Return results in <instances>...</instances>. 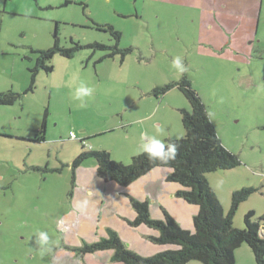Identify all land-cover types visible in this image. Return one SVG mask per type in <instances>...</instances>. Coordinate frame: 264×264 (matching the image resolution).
<instances>
[{"label":"rangeland","instance_id":"obj_1","mask_svg":"<svg viewBox=\"0 0 264 264\" xmlns=\"http://www.w3.org/2000/svg\"><path fill=\"white\" fill-rule=\"evenodd\" d=\"M111 31L120 34L118 48L129 50L124 57L108 56L116 45ZM57 39L62 48L80 47L73 58L57 53L46 62L51 72H35L39 50ZM175 57L183 73L173 67ZM184 77L240 160L207 174L225 212L233 191L256 189L234 216V227L244 228L248 212L264 215V0H0V94L16 95L13 105L0 104V264H122L111 260L112 251H81L106 237L107 228L141 256L167 248L149 241L153 229L118 220L103 199L108 182L96 177L101 188L88 180L95 190L88 195L83 179L96 169L93 157L75 170L71 164L81 139L82 150H105L128 165L143 153L141 132L164 142L183 137L186 97L176 86L153 92ZM81 82L94 89L84 107L73 99ZM151 185L150 202L169 206L166 188ZM41 231L47 244L39 242ZM235 264H256L246 244L235 250Z\"/></svg>","mask_w":264,"mask_h":264},{"label":"trees","instance_id":"obj_2","mask_svg":"<svg viewBox=\"0 0 264 264\" xmlns=\"http://www.w3.org/2000/svg\"><path fill=\"white\" fill-rule=\"evenodd\" d=\"M111 33L114 35L116 45L111 47L113 51L108 56L121 54L124 57L129 50L119 49L120 34L114 31ZM59 44L57 39L53 47L39 50L35 72L39 69L51 72L53 67L46 62H49L57 53L73 58L80 47L62 48ZM94 46L107 49L99 44ZM32 80H34L33 77ZM175 86L182 91L191 106L190 111L186 109L180 111L185 135L180 139L165 140L166 144L172 143L177 146L175 159L168 164H162L159 160L149 159L143 152L133 156L131 163L126 165L113 161L105 150H82L85 141L81 139L82 149L71 167L75 170L86 159L93 157L96 160V173L100 180L125 187L154 168H169L167 180L181 186L176 193L177 197L188 204L198 206L199 211L192 217L193 229H183L180 223L167 212H164L163 219H154L149 214L147 201H139L128 196L135 213L134 219L127 221L129 226L144 225L153 229L156 234L148 236L149 241L155 245H166L167 248L154 255L141 256L128 248L115 230L107 228L106 237L85 244L81 251L85 254L112 251L111 260L122 264H188L193 260L202 264H235V250L241 244H246L252 250L256 264H264V215L255 219V212L250 211L244 215V228H235L233 225L239 205L249 199L256 189L242 187L233 191L230 209L225 212L218 196L209 185L207 174L234 169L240 165V160L220 141L216 127L206 110L207 107L197 92L192 89L186 77L175 85L172 83L162 87L157 86L153 93L160 96ZM15 99L16 95L13 93L0 94L2 105L10 106ZM43 139L41 138V141ZM75 178L74 174L73 186Z\"/></svg>","mask_w":264,"mask_h":264},{"label":"crops","instance_id":"obj_3","mask_svg":"<svg viewBox=\"0 0 264 264\" xmlns=\"http://www.w3.org/2000/svg\"><path fill=\"white\" fill-rule=\"evenodd\" d=\"M169 173V168H154L143 177L135 180L126 187L120 186L113 182H108L107 187H104L107 191V194L103 195V199H105L106 202L108 201L109 205H112L114 211L117 212V215L119 216L118 220H120V217L123 216L122 222L124 225L126 224L125 221H131L134 218V214L128 200V196H131L135 199H138L139 201H147L150 209L149 214L154 219H163L164 212H167L171 217L180 223L183 229L191 230L193 225L192 217L199 211L198 206L188 204L183 199L177 197L176 193L181 189V186L179 184L170 183V181L167 180ZM84 175L85 179L83 180L86 184L87 191L89 192L88 195L92 196L95 190H93L91 185L88 184V180L94 179L96 181V177L98 178V181L102 182V180H100V178L97 176L95 168L85 171ZM98 181H96V185L103 188V186H105L104 183L102 185ZM153 182H155V185L156 183H161L162 186L166 188L168 194L165 196V201L170 207L164 206L165 204L163 201L161 202V200L158 202V200L154 199L152 203L150 202V199L155 195L154 191H152L153 185L149 186ZM100 202L102 203L103 201ZM89 203L93 204V201ZM80 207L88 209L87 211H89V209L95 211L96 209H99L100 206L95 207L90 205L87 207L85 204H81ZM91 228V230H93V226H91ZM136 239L139 241V243L144 245L145 242L138 236H136ZM149 247L150 245H144L146 250H148ZM164 249L165 248L159 247L154 251L159 252Z\"/></svg>","mask_w":264,"mask_h":264},{"label":"clouds","instance_id":"obj_4","mask_svg":"<svg viewBox=\"0 0 264 264\" xmlns=\"http://www.w3.org/2000/svg\"><path fill=\"white\" fill-rule=\"evenodd\" d=\"M171 63L173 67L181 73L187 70L181 57H175ZM77 79H79L78 75L74 74L73 82ZM93 92V88L81 82L80 85L75 88L73 99L80 102V107H84L85 99L91 97ZM140 139L143 141L141 145L142 151L147 154L149 159L154 161L159 160L162 164H168L171 160L175 159L177 151V146L175 144H166L163 140L158 139L156 136H151L147 132H141ZM38 239L41 244H47L49 237L46 232L41 231L38 233Z\"/></svg>","mask_w":264,"mask_h":264},{"label":"built area","instance_id":"obj_5","mask_svg":"<svg viewBox=\"0 0 264 264\" xmlns=\"http://www.w3.org/2000/svg\"><path fill=\"white\" fill-rule=\"evenodd\" d=\"M73 134H74V135H73ZM70 138L75 139V138H76L75 133L72 132V133L70 134Z\"/></svg>","mask_w":264,"mask_h":264},{"label":"flooded vegetation","instance_id":"obj_6","mask_svg":"<svg viewBox=\"0 0 264 264\" xmlns=\"http://www.w3.org/2000/svg\"><path fill=\"white\" fill-rule=\"evenodd\" d=\"M39 58V57H38ZM37 64V63H36ZM9 105V104H8ZM13 105V104H12ZM11 106V105H10ZM38 141H41V140H38Z\"/></svg>","mask_w":264,"mask_h":264}]
</instances>
